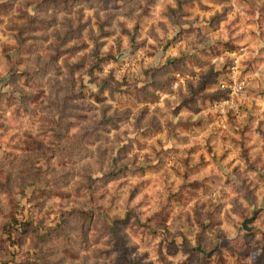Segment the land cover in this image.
Segmentation results:
<instances>
[{
    "label": "rangeland",
    "instance_id": "obj_1",
    "mask_svg": "<svg viewBox=\"0 0 264 264\" xmlns=\"http://www.w3.org/2000/svg\"><path fill=\"white\" fill-rule=\"evenodd\" d=\"M0 264H264V0H0Z\"/></svg>",
    "mask_w": 264,
    "mask_h": 264
},
{
    "label": "water",
    "instance_id": "obj_2",
    "mask_svg": "<svg viewBox=\"0 0 264 264\" xmlns=\"http://www.w3.org/2000/svg\"><path fill=\"white\" fill-rule=\"evenodd\" d=\"M252 221V218H247V219H245V221L243 222V227H244V229H246V230H250L251 229V227L249 226V223Z\"/></svg>",
    "mask_w": 264,
    "mask_h": 264
},
{
    "label": "built area",
    "instance_id": "obj_3",
    "mask_svg": "<svg viewBox=\"0 0 264 264\" xmlns=\"http://www.w3.org/2000/svg\"><path fill=\"white\" fill-rule=\"evenodd\" d=\"M236 87H239L240 89H242V85L241 84H236ZM234 88V87H233Z\"/></svg>",
    "mask_w": 264,
    "mask_h": 264
}]
</instances>
